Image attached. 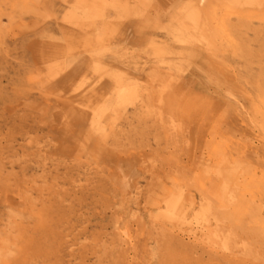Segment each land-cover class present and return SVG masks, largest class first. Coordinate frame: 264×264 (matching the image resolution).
I'll return each instance as SVG.
<instances>
[{
    "label": "rangeland",
    "instance_id": "374dc122",
    "mask_svg": "<svg viewBox=\"0 0 264 264\" xmlns=\"http://www.w3.org/2000/svg\"><path fill=\"white\" fill-rule=\"evenodd\" d=\"M0 264H264V5L0 0Z\"/></svg>",
    "mask_w": 264,
    "mask_h": 264
},
{
    "label": "bare ground",
    "instance_id": "6f19581e",
    "mask_svg": "<svg viewBox=\"0 0 264 264\" xmlns=\"http://www.w3.org/2000/svg\"><path fill=\"white\" fill-rule=\"evenodd\" d=\"M89 1L92 2V0H89ZM234 2H236L238 4H239V2H245L246 4H250V5H253V6H262V5H264V0H234Z\"/></svg>",
    "mask_w": 264,
    "mask_h": 264
}]
</instances>
